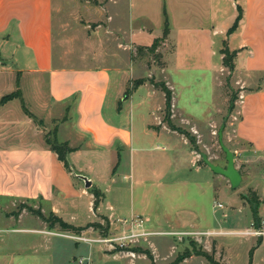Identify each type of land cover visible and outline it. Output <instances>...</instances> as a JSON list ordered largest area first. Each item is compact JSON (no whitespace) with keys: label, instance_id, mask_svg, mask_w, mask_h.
Returning <instances> with one entry per match:
<instances>
[{"label":"crops","instance_id":"1","mask_svg":"<svg viewBox=\"0 0 264 264\" xmlns=\"http://www.w3.org/2000/svg\"><path fill=\"white\" fill-rule=\"evenodd\" d=\"M64 1L0 0V98L18 92V96L0 104V264H45L51 256L50 236L54 227L26 208L19 209L20 204L40 208L45 216L49 212L58 215L66 203L77 208L79 199L85 195L92 206V191L97 190L102 199L93 210L95 221L98 214L106 216L109 223L121 218L115 209L120 208L117 196L122 190L111 186L104 191L96 185L92 188L91 180L88 192L85 186L71 180V172L46 142L48 124L54 119L66 123V115L74 109L75 131L61 143L73 149L67 155L70 160L84 155L86 162L77 169L75 166L76 172H82L83 168L93 170L90 157L97 152L101 153L98 157H102V152H117L120 158L121 152L133 149L134 145L142 148L141 139L133 134L132 113L123 110L120 104L121 98L131 97L124 93L126 82L133 77L126 79L127 67H122L116 57L125 52V64L133 72L132 49L148 48L162 36L165 14L169 33L164 44L171 42L172 54L158 68L160 73L166 72L168 66L174 71L209 68L218 79L225 69L223 44L229 51H236L231 75L240 90L229 111L234 119V136L247 158L264 162V74L261 75L264 73V0H107L104 7H96L98 10L94 12L100 17L107 12V20L97 19L98 24L91 31H84L87 20L76 15L63 19L60 13ZM94 1L100 4L104 0ZM80 6L88 9L83 4ZM236 6L240 8V19L235 29L226 34L236 15ZM120 16L126 18V26L112 24ZM76 31L87 34L82 38L85 54L74 58L71 46L79 41ZM191 55L195 60H190ZM109 57L112 62H108ZM261 77L263 82L257 81L252 86ZM112 80L117 82L115 101L107 114L104 104ZM42 85L45 90L41 91ZM29 94L35 101V109L28 105ZM171 112L170 117L174 118L177 112L173 107ZM159 119L156 115L155 123L147 124L145 131L168 142L174 136L182 139ZM191 152L188 149V155H193ZM196 169L200 171L201 167ZM123 178H131V173ZM262 181L264 197V177ZM67 183L75 188L68 189ZM238 200L234 208L248 205L244 197ZM7 202L14 205L6 207ZM16 205V212L4 213ZM105 206L114 213L103 212ZM259 208L264 212V200ZM28 214L36 221H24L23 216ZM133 216L141 217L138 212ZM254 243L256 246L264 243V236L256 238Z\"/></svg>","mask_w":264,"mask_h":264},{"label":"rangeland","instance_id":"2","mask_svg":"<svg viewBox=\"0 0 264 264\" xmlns=\"http://www.w3.org/2000/svg\"><path fill=\"white\" fill-rule=\"evenodd\" d=\"M106 1L99 4L94 0H65L60 15L66 16H63V19L68 17L72 19L76 15L77 18L87 20V28L84 31H91L98 24L97 19L107 20V12L101 17L94 13L98 10L96 7H104ZM81 4L88 9L85 10ZM125 22L126 18L120 16L114 18L112 24L122 27L126 26ZM77 32L79 31L74 33ZM86 34L87 32L77 33L79 41L71 46L74 58L85 54V43L82 38ZM113 51L114 49L109 50L108 53ZM171 54V42L164 44L163 39L153 48H134L130 54L133 72L129 71L128 64H125L127 60L125 52L117 55L120 65L127 67L124 69L126 79L133 77L125 84L131 97L121 98L120 104L123 105V110L132 113L133 134L135 138L141 139L142 148L138 149L139 146L134 145L133 149L121 152L120 158H117V152H102V157H98L101 153L97 152L90 157L93 160V170L83 168L82 172H76L75 166L77 169L86 162L84 155L71 160L67 158L72 168L71 180L77 184L84 186L83 180L76 177L73 172L93 180L92 188L96 185L103 191L109 186L122 190L117 196L120 208L115 209L117 217L121 215V218L117 222H110L107 227L106 223L101 221L102 228L106 227L101 233L99 230L89 228L75 234L54 227L53 235L50 236L51 256L46 258L45 264H77L74 259L78 257H85L88 264H167L185 249L205 250L213 255L218 264H264V243L256 246L254 242L258 237L236 233L250 225V222L247 223L250 218H253L251 221L253 223L264 220V212L258 209L260 202L264 200L261 196L264 162L247 158L241 151L242 144L234 136V119L229 116V107H233L238 99L240 90L238 84L231 72L227 73L226 68L222 70V75L218 79L215 72L209 68L174 71L168 66L166 72L160 73L158 68L163 67L164 59H168ZM110 58L108 62H112ZM213 59L216 60V56ZM190 60H195L193 55ZM263 74L261 72V75ZM151 78L157 83L164 82L171 89L170 111L173 107L177 112L174 118H167L164 94L159 87L152 86L149 81ZM137 79L143 81L133 87ZM262 79L263 77L256 78L252 86ZM116 83L112 80L104 104V112L107 114L115 101ZM42 90H45L43 85ZM34 102L29 94L28 105L33 109ZM156 115L160 116L159 120L169 129H172L170 125L173 126L175 129L172 130L178 132L182 139L178 140L174 136L169 138L168 142L162 140L163 137L157 138L151 132L147 133L145 131L147 124L155 123ZM66 116V123L54 119L48 124L47 136L58 143L64 141L67 135L71 137L75 131L74 109ZM222 123V144L231 151L234 166L241 175L235 188H231L221 174L210 170L196 152V150L205 152L212 163L225 166L224 154L217 135ZM193 125L197 126L195 130L190 129ZM189 136L193 138V142ZM173 149L176 150L171 153ZM188 149L193 155H188ZM190 156H193V159H190ZM196 166H200L201 170L196 171ZM129 173L131 178H123V175ZM73 186L75 188V185L66 184L68 189ZM130 188L132 191L128 193ZM84 190L90 191L85 187ZM241 197L248 198L250 202L254 200L257 202L254 217L247 200L248 205L244 203L234 208L238 205L234 202L239 201ZM216 203H221L222 207H218ZM5 205L8 207L14 204L7 202ZM64 206L60 208L58 215L66 222L85 225L97 220L86 195L79 199L77 208H72L69 203ZM17 207L13 206L10 208L11 211L3 212L5 214L16 212ZM105 207H102L103 212L114 213ZM43 210L46 211L47 208ZM136 212L141 215L138 217L142 222L141 228L136 231L139 235L131 240L125 239L121 243L118 237L130 233V221ZM23 217H26L24 219L26 222L36 221L30 214ZM207 231L213 233L206 234ZM103 238L111 240L102 241ZM136 248L149 250L152 258L141 252L132 251ZM179 264L211 263L202 256L193 255Z\"/></svg>","mask_w":264,"mask_h":264},{"label":"trees","instance_id":"3","mask_svg":"<svg viewBox=\"0 0 264 264\" xmlns=\"http://www.w3.org/2000/svg\"><path fill=\"white\" fill-rule=\"evenodd\" d=\"M239 19H240V8H239V6H236V15H235L232 23L230 24V26L227 28L226 34L230 33L231 31H233L235 29ZM168 33H169L168 18L165 14L164 15V25H163L162 36L160 38L155 39L154 42L148 48L156 47L162 39L164 40L167 37ZM221 53H222V66L225 67L227 70V73L230 74V72L233 70V58L235 56L236 51L235 50L229 51L226 48V46L223 44L222 49H221ZM142 81H143V79L135 80V82L133 83V87L135 86L136 83H141ZM149 81L155 87H159V89L163 92L164 98H165L166 116H167V118H169L171 116L170 109H171V102H172V91H171V89L164 82L157 83L154 81L153 78L149 79ZM128 95H129V89L126 88L124 96H128ZM15 96H18L17 91H14L10 94L4 95L2 98H0V104L4 103L5 101H7V100H9ZM231 108H232V106L229 107V111L231 110ZM28 114L31 115L29 112H28ZM170 127H172V129H175L171 125H170ZM189 139L191 142H193V138L191 136H189ZM46 142L49 145L50 149L54 151L57 158L60 161H62L64 167L69 172H71L72 168H71L70 162L68 161L67 155L73 149L71 147H69L66 143H58V142L54 141L53 139L49 138L48 136H46ZM92 194L94 196L92 207H93V210L95 211L99 202L102 199V195L97 190H93ZM244 198H245V200L248 201L249 207H250V209L253 213V217H254V214H255L256 209H257V202L255 200H254V202H250L248 200V198H246V197H244ZM22 208H26V210H28L31 214L38 216L40 219L45 221L48 224V226H50L52 228L57 226L59 228V230L72 232L75 234H79L82 231H85L89 228H92L93 230H99L101 233L102 231H104V229L107 227V225H109V219L106 216L100 215V214L97 215L98 221L88 222L85 225L76 226L74 224H71V223L64 221L60 216H58L54 212H49L47 214V216H45L41 212L40 208H34V207L27 205V204H20L19 209H22ZM101 221H104L106 223L105 228H102ZM132 251L141 252V253L146 254L152 258V254L147 249L142 250L140 248H136ZM193 255L202 256L205 260H207L211 264H218L217 260L214 259L212 254H210L207 251L202 250V249H197V250L185 249L183 252L179 253L172 261H170L167 264H179L184 259L189 258Z\"/></svg>","mask_w":264,"mask_h":264},{"label":"water","instance_id":"4","mask_svg":"<svg viewBox=\"0 0 264 264\" xmlns=\"http://www.w3.org/2000/svg\"><path fill=\"white\" fill-rule=\"evenodd\" d=\"M222 128H223V123L221 124V126L217 132V135H218V142H219L220 147L222 149V152L224 154V160H225V166L224 167L212 163L209 160V158L205 152H202L199 150H196V152L201 157L202 162L204 164H206L210 170L214 171L215 173L221 174L223 177H225L227 179L229 186L231 188H235L239 184L240 174L238 173V171L236 170V168L234 166L233 156H232L231 151L222 144ZM73 174L76 177L81 178L83 180L84 186L86 188L91 186V180L88 179L86 176L81 175V174H76L75 172H73Z\"/></svg>","mask_w":264,"mask_h":264},{"label":"built area","instance_id":"5","mask_svg":"<svg viewBox=\"0 0 264 264\" xmlns=\"http://www.w3.org/2000/svg\"><path fill=\"white\" fill-rule=\"evenodd\" d=\"M264 174V173H263ZM264 177V175H263ZM263 193H264V188H263ZM216 205L218 207H222V204L221 203H216ZM141 219L138 217V216H135V217H132L131 218V221H130V227H129V232L128 234L126 235H123V236H120L118 237L120 240L118 241H121V243H123V241L125 239H133L135 237H137L139 235V232H136L138 228H141ZM250 225L245 227L243 231H239V232H236L237 234H240V235H247V236H255V237H262L264 236V220L261 219L259 220L258 222H250L249 223ZM212 234L213 232H210V231H207L206 234ZM216 233V232H214ZM218 233V232H217ZM66 235V234H64ZM102 241H109L111 240L110 238L109 239H101ZM74 261L77 263V264H88L87 262V259L85 257H78L76 259H74Z\"/></svg>","mask_w":264,"mask_h":264}]
</instances>
